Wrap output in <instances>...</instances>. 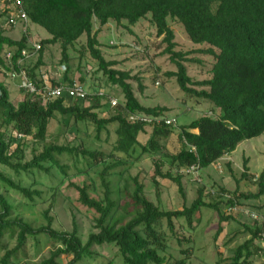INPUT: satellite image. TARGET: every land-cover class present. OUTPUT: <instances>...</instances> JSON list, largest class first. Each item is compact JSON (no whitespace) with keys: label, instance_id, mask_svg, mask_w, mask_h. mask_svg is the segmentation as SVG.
Masks as SVG:
<instances>
[{"label":"trees","instance_id":"1","mask_svg":"<svg viewBox=\"0 0 264 264\" xmlns=\"http://www.w3.org/2000/svg\"><path fill=\"white\" fill-rule=\"evenodd\" d=\"M20 1L28 23L41 28L50 37L39 43L37 60L32 66H27L29 62L23 63L33 82L37 81L38 69L43 66L45 47L58 44L61 59L66 65L69 60L68 50L81 36H85V47L90 58L107 81L120 89L124 102L111 108L106 101L104 105L115 109V113L107 119L97 115L103 105L100 104L102 99L94 96L90 97L85 107H81L80 103L66 105L62 99L45 101L37 96H28L15 107L10 102L8 89L0 82V129L11 128L12 132L25 136L24 140L17 141L0 130L1 167L19 176L20 173L33 171L47 172L43 165L52 163L65 176L66 168L61 167L56 160V156L63 155L81 156L84 160H93L96 166L104 165L100 174L103 188L101 200L91 198L87 186H73L78 194V202L96 215L94 223L97 232L90 234L84 244L76 228L71 233L52 229V220L47 212L43 214L47 225L40 228H33L20 218H12L11 213L15 208L0 194V240L6 231H16V246L5 252L0 264H10V260L25 246L28 238L37 241L42 235L57 246L50 252L49 258L40 264H60L62 257L67 259V264H81L93 257V247L105 245L117 249L123 264H185L186 258L171 263L170 258L165 256L168 246L167 237L162 231L163 225L176 237L174 221L183 219L189 227H193L194 216L202 208L215 211L220 216V222L232 220L229 216H223L220 206L233 205V202L229 200L225 203L219 195L231 196L235 201L238 198L258 200L264 196L263 169L255 181L258 186L256 194H240L237 198L235 193L232 195L217 190L214 202L210 204L204 200V190L199 189L196 200L189 207L183 206L181 210L175 211L161 210L147 200L144 186L134 178L131 180L132 192L129 193L124 186L120 192L122 200L118 203L112 200L113 193L106 178L111 170L122 163L105 164V158L97 152L57 146L44 147L26 163H22L20 156L27 138L40 143L45 141L48 126L56 116L89 123L96 135L115 124L116 144L113 151L127 157L136 147L140 148L142 154L162 153L161 140L175 133L180 149L169 157V169L166 172H162L161 166L155 164L153 184L157 191L156 178L173 182L184 200L182 174L179 171L194 165H198L200 171L204 170L233 153L241 142L264 134V0ZM147 15L150 16L149 21L155 29L156 37L161 38L165 45L164 54L175 68V72L168 76L174 78L179 91L185 96L205 101L212 109L210 116H202L180 128L175 126V120V124L170 126L164 123L131 124L127 121L129 114L165 118L168 109L158 106L147 108L139 103L129 84L131 80L137 81L139 92L142 93L143 87L139 80L131 77L128 72L115 70L117 63L103 58L98 48L97 35L109 22L127 29L131 34L122 22L134 26ZM170 22L182 26L193 45L208 47L191 53L212 58L210 79L197 82L188 77L184 64L191 54L175 50V37ZM94 23L98 28L93 33ZM26 44V36L20 41H13L0 29V57L4 48L14 50V69L17 68L21 51L30 49ZM0 67L6 69L1 58ZM66 76L63 79L68 82ZM146 133H149L148 140L144 145L139 144L138 137ZM226 167L232 173L230 163ZM243 167L241 179L244 180L247 179L249 169L246 164ZM0 186L29 201H33L34 196L41 198L40 192L15 184L2 173ZM240 227L250 238L234 250L230 264H250L253 254L264 253L262 244H254L256 241L264 244V226ZM181 254L186 257L188 252L184 250Z\"/></svg>","mask_w":264,"mask_h":264},{"label":"rangeland","instance_id":"2","mask_svg":"<svg viewBox=\"0 0 264 264\" xmlns=\"http://www.w3.org/2000/svg\"><path fill=\"white\" fill-rule=\"evenodd\" d=\"M6 13V2L0 0V29L4 30V35L11 40L20 41L23 36H26V47L32 48L34 45H39L43 40L41 38H48L49 35L44 30L31 26L30 22L14 28L6 27L3 23ZM149 19L150 16L147 15L134 26H128L126 22H122L132 32L131 34L127 29L116 26L114 22H109L103 27L97 35L98 48L103 58L106 61L116 62L115 70L128 72L131 77L137 78L143 87L142 93L139 92L137 81L131 80L129 84L139 103L147 108L158 106L168 109L164 117L175 120L176 127L187 126L202 116H210L212 109L205 101L185 96L179 91L174 78L168 76L175 72V68L168 56L164 54L165 45L161 38L156 37L155 29ZM170 27L175 37V50L191 54L188 62L184 64L188 77L197 82L210 79L212 58L191 53L208 47L193 45L179 24L170 22ZM35 28H37L36 32ZM97 28L94 23L93 33ZM85 44L86 37L81 36L68 50L69 60L66 65L61 59L58 44L45 47L42 60L46 65L45 70L49 72L47 74L58 75V70L65 66L67 72L61 76L67 75L68 80L83 85L89 94L102 92L116 100L118 105L123 104L124 99L120 89L110 84L98 71L97 64L90 58ZM6 50L8 49L4 48V51ZM36 60L37 57H33L27 66H32ZM0 82L8 89L13 106L17 107L26 97L28 98L18 88L16 82L8 81L2 67H0ZM89 99L80 103L81 107L87 106ZM106 101L108 99L105 100V98L100 101L103 106L97 111L99 118L107 119L115 113V109L104 105ZM0 130L7 137L14 138L11 128ZM115 130L116 125L113 124L101 134L96 135L93 126L89 123L75 122L72 118L56 116L48 126L44 142H36L30 137L26 139L20 151L22 163L30 161L33 154H38L44 147L49 146L97 152L105 158V164L122 163L111 170L106 178L110 182L113 201L119 203L122 200L120 192L124 186L131 193L133 190L131 180L137 178L138 182L144 186V195L147 200L161 210L169 211L181 210L183 206L189 207L196 200L199 189L204 190V200L210 204L214 202L215 197L210 195L211 190H224L232 195L235 193L237 198L240 194H256L258 191L255 181L264 169V134L241 142L233 153L201 170L198 178L182 175L181 185L185 197L183 200L173 182L156 178L157 191L153 184L155 164L161 166L162 172H166L169 169V157L180 149L176 134L173 133L161 140L162 153L142 154L140 148L136 147L135 151L127 157L113 151L116 144ZM148 137L149 133L140 135L139 144L144 145ZM56 160L61 167L66 168L65 176L52 163L43 165L47 172L33 171L20 173L19 176L0 166V173L15 184L40 192L41 198L34 196L33 201H29L3 186H0V194L4 195L15 208L11 213L12 218H20L31 227L40 228L47 225L43 217V214L47 212L52 220V229L71 233L73 228H76L77 235L84 244L90 234L97 232L94 223L96 215L78 202V194L73 186L85 185L89 188L91 198L101 200L103 188L100 174L104 165L96 166L93 160L86 158L84 160L81 156H56ZM227 163H230L232 173L227 169ZM244 164L249 169V173L247 179L243 180L241 173L244 170ZM237 205L238 212L229 216L232 220L228 222H220V216L215 211L205 208L200 209L194 216L193 227H189L183 219L175 220L176 237H173L163 225L162 231L167 237L168 246L165 256L170 258L171 263L186 258L185 264H230L234 250L250 238L240 226H264V196L258 200L238 198ZM247 209L256 211L259 221L249 220L244 214ZM220 210L223 212L224 205L220 206ZM222 214L226 217L224 213ZM254 244L261 245L258 241ZM15 246L16 231L13 230L12 233L6 231L0 240V260L5 252ZM56 246L47 236H39L37 241L28 238L25 246L10 260V264H40L49 258L50 252ZM184 250L188 252L186 257L181 254ZM92 251L93 257L84 260L81 264H123L114 246L93 247ZM59 262L67 264V259L62 257ZM249 262L264 264V253L253 254Z\"/></svg>","mask_w":264,"mask_h":264},{"label":"built area","instance_id":"3","mask_svg":"<svg viewBox=\"0 0 264 264\" xmlns=\"http://www.w3.org/2000/svg\"><path fill=\"white\" fill-rule=\"evenodd\" d=\"M6 2L8 14L4 18L3 23L8 28H14L17 25H27L28 19L23 10L22 4L20 0H3ZM39 45H34L29 50H22L21 57L17 61V68L14 69L12 66V58L15 54L14 50H6L1 54V60L4 63L6 69L3 68V73L7 77L8 81L11 83H17L18 88L22 90L29 97H40L45 101H54L62 99L64 104L73 105L74 103H82L86 102L91 96L108 99V104L111 108H115L118 104L116 100H113L111 97H107L102 92H94L93 94H89L85 87L78 82L75 81H64L61 76L66 72L65 66L58 70V75L47 74L49 73L45 69H38L37 81L33 82L28 74L27 70L24 67L23 63L29 62L33 57L38 56ZM127 121L131 124H145V125H153V124H161L164 123L167 126L174 125L175 121L166 119V118H152L145 116L143 114H129L127 116ZM14 140L21 141L25 139V136L19 133H14ZM194 151L193 148L190 149ZM199 167L198 165L191 166L190 168L179 171V174L198 178L199 175ZM211 196H216V192H210ZM220 199L227 203L229 200L233 202V205H224L223 213L226 216H231L232 214H236L238 212L237 201L233 200L228 195H219ZM246 217L252 222L259 221V215L254 210H246L244 211ZM264 246L263 243H261Z\"/></svg>","mask_w":264,"mask_h":264},{"label":"crops","instance_id":"4","mask_svg":"<svg viewBox=\"0 0 264 264\" xmlns=\"http://www.w3.org/2000/svg\"><path fill=\"white\" fill-rule=\"evenodd\" d=\"M31 26H34V27H37V26H35V25H31ZM39 28V27H38ZM35 30V32L37 31V28H35L34 29ZM40 31V30H39ZM50 37L48 36V38H41V39H43L42 41H45V40H48ZM13 41H15V40H13ZM42 62H43V66L42 67H40V69H45L46 68V65L44 64V61L42 60Z\"/></svg>","mask_w":264,"mask_h":264}]
</instances>
